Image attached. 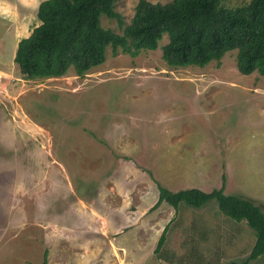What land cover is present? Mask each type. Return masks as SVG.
<instances>
[{
  "label": "rangeland",
  "instance_id": "374dc122",
  "mask_svg": "<svg viewBox=\"0 0 264 264\" xmlns=\"http://www.w3.org/2000/svg\"><path fill=\"white\" fill-rule=\"evenodd\" d=\"M41 1L30 0L23 32L13 36L10 18L24 0H0V233L10 227V213L25 221L26 206L34 221L49 220L51 231L59 223L69 233L48 264H166L154 250L168 224L164 249L179 258L193 240L218 264L247 259L254 231L223 215L215 201L199 209L183 204L177 214L167 203L153 207L158 184L205 192L224 184L226 194L264 212V77L242 74L237 51L205 67H170L164 35L157 50L136 56L109 47L104 64L82 78L71 69L60 78L26 80L14 63L16 45L38 24ZM139 1L118 0L125 26ZM249 1L222 0L221 7ZM102 26L123 34L114 19L104 16ZM42 141L62 168L45 162ZM26 232L2 238L8 248L0 264H13L17 247L21 258L23 250L30 254Z\"/></svg>",
  "mask_w": 264,
  "mask_h": 264
},
{
  "label": "trees",
  "instance_id": "16d2710c",
  "mask_svg": "<svg viewBox=\"0 0 264 264\" xmlns=\"http://www.w3.org/2000/svg\"><path fill=\"white\" fill-rule=\"evenodd\" d=\"M118 0H43L38 8L40 24L18 42L14 63L26 80L60 78L74 70L82 78L106 61L107 49L121 48L136 56L154 51L164 35V61L173 68L205 67L237 51V67L244 75L264 77V0H250L236 8L221 7L222 0H171L167 4L140 0L130 24L125 26L116 11ZM117 21L123 34L102 26V18ZM159 197L153 208L167 203L178 213L181 205L202 208L217 203L219 211L237 223L245 222L255 233V244L244 261L264 258V212L252 200L220 189L171 191L158 184ZM169 224L160 236L154 254L166 264H218L208 259L191 240L190 251L179 258L164 249ZM42 264H48V253Z\"/></svg>",
  "mask_w": 264,
  "mask_h": 264
},
{
  "label": "crops",
  "instance_id": "0c3cea01",
  "mask_svg": "<svg viewBox=\"0 0 264 264\" xmlns=\"http://www.w3.org/2000/svg\"><path fill=\"white\" fill-rule=\"evenodd\" d=\"M32 2L30 3V0H24L22 8L17 12V14H14L13 16H11L10 20H11V23H12V26L14 29L13 36H17L18 34H21L23 32V26L26 25V23H27V15H28V13H30L29 11L24 13V9L27 7V8H30L32 11L33 10ZM40 3H38V5L36 7V11H35L36 16L38 13V8H39ZM37 19H38V16H37ZM39 24H40V21L38 19V24H35V26H33V27L35 28ZM33 29H32V31H33ZM32 31H31V33H32ZM30 35L31 34H29L28 36H30ZM28 36H24L23 38H26ZM23 38H21V39H23ZM20 40H18L17 42H19ZM17 45H18V43H17ZM47 79H50V78H47ZM31 81H33V80H31ZM33 129L35 130L34 132L37 131V129H36V127H34V125H33ZM44 137H45V135H44ZM40 146H42V149L47 154L46 155L47 158L45 157L46 158L45 162L50 164V158H51L53 160V163L56 164L54 166L58 169L59 166H61V165L56 159H53V157L49 151V148H48V142H46V145H44V141H42ZM44 147H46V149H44ZM60 168H62V166ZM16 174L14 177L17 179ZM57 175L60 178L61 182L64 183V180H66V178H67L66 174L63 171L59 170V171H57ZM16 194H17V191H16ZM16 194H15V198H17V196H18ZM15 205H17V204H15ZM36 205H37V203H36ZM57 206L60 207L61 203H58ZM0 207H2V203H0ZM17 207H18V205H17ZM54 207H56V206L54 205L53 208ZM58 207H57V209H58ZM11 208H12V206H11ZM21 208H22L23 212L26 213L25 221L23 223L19 224L20 222L18 223L17 221H14L15 219L19 220V213H17L16 211H15V213H10V219L13 217L8 222L10 224V227L4 230V232H5L4 235H3V231H1V233H0V260L5 257V253H6V250L8 248L6 245L4 247H2L3 242H6V241H2V238L5 237L8 232H10V234H11L10 239L12 241V239H16L19 236V234L27 231L25 234V236H26L25 241L27 244L29 243L30 247L32 248V250H31V248L28 246V249H30V251H31L30 254L27 253L25 250H23L25 252V255H24V258H21V255L18 253L19 249L17 247L13 252V257H14L13 264L14 263L17 264L18 258L21 260L22 264H42L44 261V258H45L44 255L46 252L48 253V256H50L51 252H54L56 254H60L62 244H66L67 234H69L65 230V226L62 227L61 224L58 223V226L56 224V226H54L52 228L53 231H57V229H58L57 234L59 237H58V239L56 237L55 241H51V235L50 234L53 233V231H51V224H54V223H51L49 220L34 221L33 215L35 213V210L29 214V209L26 206H23ZM50 210L51 209L48 208L47 211H50ZM62 228H64V229H62ZM30 232H32V233H30ZM72 238L73 237H70V241L68 242V244L74 243V240ZM74 250H75L74 248L69 249V251L71 253H73ZM10 257L12 258V256H10ZM70 257L74 258L75 255L74 256L71 255ZM5 259H7V258H5ZM48 259H49V257H48Z\"/></svg>",
  "mask_w": 264,
  "mask_h": 264
}]
</instances>
